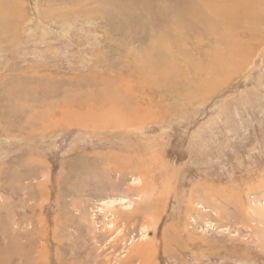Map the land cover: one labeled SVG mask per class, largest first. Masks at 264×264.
Returning <instances> with one entry per match:
<instances>
[{
    "label": "rangeland",
    "instance_id": "rangeland-1",
    "mask_svg": "<svg viewBox=\"0 0 264 264\" xmlns=\"http://www.w3.org/2000/svg\"><path fill=\"white\" fill-rule=\"evenodd\" d=\"M175 3L16 0L0 264H264V0ZM127 149L148 178L108 175Z\"/></svg>",
    "mask_w": 264,
    "mask_h": 264
},
{
    "label": "bare ground",
    "instance_id": "bare-ground-1",
    "mask_svg": "<svg viewBox=\"0 0 264 264\" xmlns=\"http://www.w3.org/2000/svg\"><path fill=\"white\" fill-rule=\"evenodd\" d=\"M176 1V3H175V5H174V11L176 10V8L179 6L178 5V0H175ZM15 3H16V0H0V32H5V33H8V39L10 38L11 39V36H12V32H13V29L15 28H13L12 27V25H13V11H12V8L14 7L13 5H15ZM153 7V9H155V8H157V4L156 5H152ZM15 10V9H14ZM163 14H165V15H172L173 14V11L172 10H166ZM209 15L211 16V17H214V16H216V14L215 13H209ZM198 17L199 18H201V20H206L207 19V15H205V14H198ZM19 21V20H18ZM15 22V21H14ZM17 24V23H16ZM15 26V25H14ZM16 29V28H15ZM14 31H16V30H14ZM17 32V31H16ZM22 33V32H21ZM1 34V33H0ZM3 35V34H2ZM6 35V34H5ZM16 37V36H15ZM1 38V37H0ZM3 38V37H2ZM14 38V37H13ZM4 39V38H3ZM6 39V38H5ZM14 41V40H13ZM258 42V41H257ZM14 43V42H13ZM20 44V43H19ZM13 46H14V44H13ZM249 46H251V44L249 45ZM226 49H228L229 50V56L230 57H232V59L234 60L235 58H236V56H237V54L240 52V50H242L241 48H240V46H237V45H234V46H227L226 45V47H225ZM232 51H233V54H232ZM231 63H232V60H231V58H229V57H225V55L222 53V52H220V53H218L217 54V57L215 58V60H214V63H213V69H212V71H210V63H208V65H207V71H209V80L211 81V82H213L214 81V79H215V77H216V75L217 76H224V75H226L227 73H228V71L227 72H224L226 69H228L229 68V66L231 65ZM233 63H235V60L233 61ZM233 66H235V64L233 65ZM201 68V67H200ZM202 68H204L203 66H202ZM199 70H201V69H199ZM202 70H205V69H202ZM203 72H206V71H203ZM145 83V82H144ZM202 84V83H201ZM216 86V85H215ZM145 87V86H144ZM217 87V86H216ZM135 89V88H134ZM124 148V147H123ZM122 148V149H123ZM129 148H130V146H129ZM122 151V150H121ZM126 153H127V157H123V155H119V158H118V156L117 157H114L113 155V157H108V159L107 160H105L104 161V163L103 164H101V165H103V166H114L115 167V170H114V168L112 167V169H110L109 168V176L111 175H113V174H116V173H118V174H123V175H121V176H126V174H128V173H130V172H135L136 174H140L141 176L140 177H142V174L144 175V174H146V172L145 173H143L144 172V170L143 169H141V168H143V166L141 165L140 166V163H141V161H140V158L138 159V161H137V158H136V156L134 155V152H131V150H128L127 149V151L126 150H124ZM134 151V150H133ZM154 152V151H153ZM219 152V151H218ZM114 153V152H113ZM116 153H118V152H116ZM137 153V152H136ZM142 153H143V151H142ZM115 154V153H114ZM119 154V153H118ZM122 154V153H121ZM125 154V153H124ZM151 155V154H150ZM139 156H140V154H139ZM150 157H152V156H150ZM145 158V157H144ZM153 158V157H152ZM144 160V159H143ZM156 161V160H155ZM96 163V162H95ZM143 163H144V161H143ZM146 163V162H145ZM144 163V165H146ZM156 163V162H155ZM161 163V162H160ZM154 166V165H153ZM144 167H146V166H144ZM146 168H148V166L146 167ZM158 168V167H157ZM160 168H162V166L160 167ZM90 169V168H89ZM126 169H128L129 170V172H128V170L127 171H125ZM151 169V168H150ZM159 169V168H158ZM163 169V168H162ZM91 170H92V168H91ZM97 169H95V171H96ZM112 170V171H111ZM131 170V171H130ZM143 170V171H142ZM148 170V169H147ZM98 171V170H97ZM141 171H142V173H141ZM155 171H157V170H155ZM89 172V171H88ZM92 173V172H91ZM91 173H89V175H91ZM95 173V172H94ZM96 173H98V172H96ZM153 173V172H152ZM98 174H100V173H98ZM103 174H104V172H103ZM154 174V173H153ZM153 174H151V175H153ZM162 174V173H161ZM167 174V173H166ZM171 174V173H170ZM94 176H95V174H93ZM102 175V174H101ZM133 175V174H132ZM157 175V174H156ZM159 175V174H158ZM165 175V174H164ZM99 175H97L96 177H98ZM104 176H105V174H104ZM144 176H146V175H144ZM154 176V175H153ZM95 177V178H96ZM102 177H103V175H102ZM139 177V179H141ZM147 177V176H146ZM149 177V176H148ZM147 177V178H148ZM151 177V176H150ZM161 177V176H160ZM155 178V177H154ZM94 179V178H93ZM162 179L164 180V178L162 177ZM91 180V179H90ZM97 180V179H96ZM135 180H137V179H135ZM124 181V180H123ZM138 181V180H137ZM152 181V180H151ZM156 181V179H154V181L153 182H155ZM119 182V181H118ZM139 182V181H138ZM141 182V181H140ZM153 182L151 183V188L156 184H154L153 185ZM165 182V181H164ZM147 184V183H146ZM165 185V184H164ZM148 186V185H147ZM176 186V185H175ZM101 187V186H100ZM155 187V186H154ZM150 188V189H151ZM157 188V187H156ZM166 188V187H165ZM149 189V190H150ZM173 189V188H172ZM148 190V189H147ZM153 191H154V189L152 188L151 189V194H150V196H152L153 195ZM166 191V190H165ZM144 192V191H143ZM142 192V193H143ZM163 193V192H162ZM155 195V194H154ZM162 202V201H161ZM103 203V202H102ZM111 203V202H110ZM160 203V202H159ZM158 203V204H159ZM113 204V203H112ZM112 204L110 205V206H112ZM114 206V205H113ZM156 206V205H155ZM106 207H108V206H106ZM82 228V227H81ZM84 228V227H83ZM108 233V232H107ZM75 237V236H74ZM99 237V236H98ZM101 237V236H100ZM103 239V238H102ZM93 241V240H92ZM92 243V242H91ZM78 244V243H77ZM68 249V248H67ZM151 249V248H150ZM148 251V250H147ZM137 252H139V253H137V254H140V253H142V248H139L138 250H137ZM136 253V252H135ZM145 254H147V252L145 253ZM151 255V254H150ZM136 256V255H135ZM140 257H143V253H142V255H139ZM134 257V256H133ZM132 258V257H131ZM146 258H149V257H146Z\"/></svg>",
    "mask_w": 264,
    "mask_h": 264
}]
</instances>
